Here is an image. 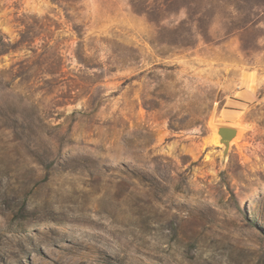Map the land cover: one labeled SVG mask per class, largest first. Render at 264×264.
<instances>
[{"label": "rangeland", "instance_id": "obj_1", "mask_svg": "<svg viewBox=\"0 0 264 264\" xmlns=\"http://www.w3.org/2000/svg\"><path fill=\"white\" fill-rule=\"evenodd\" d=\"M56 1L0 0V264H264V0Z\"/></svg>", "mask_w": 264, "mask_h": 264}, {"label": "water", "instance_id": "obj_2", "mask_svg": "<svg viewBox=\"0 0 264 264\" xmlns=\"http://www.w3.org/2000/svg\"><path fill=\"white\" fill-rule=\"evenodd\" d=\"M215 129H217L216 136L218 138V144L222 147V157L225 158L230 146L229 141L235 136V134L239 130L227 126H217L214 128V132Z\"/></svg>", "mask_w": 264, "mask_h": 264}, {"label": "trees", "instance_id": "obj_3", "mask_svg": "<svg viewBox=\"0 0 264 264\" xmlns=\"http://www.w3.org/2000/svg\"><path fill=\"white\" fill-rule=\"evenodd\" d=\"M53 2H58L56 0H52ZM25 32H21L20 33V38L18 41L15 42V44H10V43H4L3 41L0 43V45H6V46H10L9 50H20L23 47H25L26 45H28V43H30L31 41H29L28 39L25 38L24 36ZM49 54L52 55L53 57H59L56 51L55 47L50 48L49 50ZM57 71H50L51 74H54Z\"/></svg>", "mask_w": 264, "mask_h": 264}, {"label": "bare ground", "instance_id": "obj_4", "mask_svg": "<svg viewBox=\"0 0 264 264\" xmlns=\"http://www.w3.org/2000/svg\"><path fill=\"white\" fill-rule=\"evenodd\" d=\"M216 133H217V129H216ZM239 138H240V132L237 131L235 136L229 141V144L236 143L239 140ZM216 141H218V138Z\"/></svg>", "mask_w": 264, "mask_h": 264}]
</instances>
